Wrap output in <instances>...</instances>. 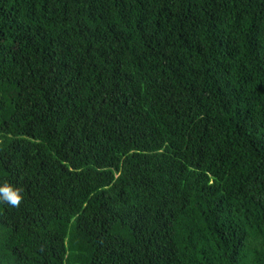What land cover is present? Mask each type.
Instances as JSON below:
<instances>
[{
  "label": "trees",
  "instance_id": "16d2710c",
  "mask_svg": "<svg viewBox=\"0 0 264 264\" xmlns=\"http://www.w3.org/2000/svg\"><path fill=\"white\" fill-rule=\"evenodd\" d=\"M0 264H264V0H0Z\"/></svg>",
  "mask_w": 264,
  "mask_h": 264
},
{
  "label": "clouds",
  "instance_id": "9594fccd",
  "mask_svg": "<svg viewBox=\"0 0 264 264\" xmlns=\"http://www.w3.org/2000/svg\"><path fill=\"white\" fill-rule=\"evenodd\" d=\"M23 199L20 187L9 182H0V202L18 206Z\"/></svg>",
  "mask_w": 264,
  "mask_h": 264
}]
</instances>
